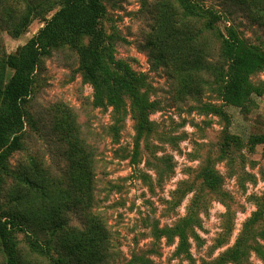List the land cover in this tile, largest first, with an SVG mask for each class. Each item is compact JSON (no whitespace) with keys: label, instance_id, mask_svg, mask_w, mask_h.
Masks as SVG:
<instances>
[{"label":"rangeland","instance_id":"1","mask_svg":"<svg viewBox=\"0 0 264 264\" xmlns=\"http://www.w3.org/2000/svg\"><path fill=\"white\" fill-rule=\"evenodd\" d=\"M99 1L114 61L140 80V92L154 106L148 116L151 132L138 137L128 99L121 112L97 104L92 86L83 79L77 49L55 47L34 72L22 148L9 159V168L20 173L35 161L50 178L63 183L69 167L64 138L69 123L92 151L93 171L90 207L82 213L81 206L69 215L70 225L81 228L92 217L104 223L108 242L101 264L213 262L238 239L244 252L241 264H264V67L248 78L260 95L250 94L238 106L223 101L221 84L210 73H202L198 93L187 96L180 92L177 76L156 65L150 55L151 42L168 26L160 22L181 13L178 1ZM58 5L59 0H0V88L12 74L4 66L6 57L37 34ZM29 7L42 16L15 36L14 25ZM49 8L53 11L46 13ZM229 25L264 52V28L239 11L226 13L218 27ZM213 39H208L209 61L225 70L219 41ZM162 41L172 44L170 39ZM79 44L85 45L86 39ZM16 183L12 177L2 179L3 210ZM187 216L195 221L198 237L189 240L191 263L174 256L175 239L157 237ZM15 236L18 251L28 255L27 237ZM39 261L47 264L46 259Z\"/></svg>","mask_w":264,"mask_h":264},{"label":"trees","instance_id":"2","mask_svg":"<svg viewBox=\"0 0 264 264\" xmlns=\"http://www.w3.org/2000/svg\"><path fill=\"white\" fill-rule=\"evenodd\" d=\"M177 1L181 13L174 19L171 16L163 19L160 23L168 26L151 42L154 63L176 75L180 92L187 96L198 93L202 73H210L221 84L223 101L229 106H238L250 94L259 96V89L252 88L248 78L264 67V52L247 44L233 25L223 30L218 25L226 13L239 11L251 23L264 28V0ZM210 1L219 5H207ZM37 10L29 7L20 17L14 25L15 36L42 16L35 15ZM51 11L53 8L46 13ZM104 15L99 0H59L58 8L49 19L43 20L37 34L6 57L4 66L12 74L0 88V184L5 177H12L17 183L8 195V208L3 210L0 204V264H39L41 258L47 264H101L106 256L108 233L99 218L92 217L81 228L70 225L69 215L81 206L84 213L90 207L93 193L92 151L72 133L71 124L65 126L69 167L63 183L50 178L35 161L22 167L20 173H13L8 165L12 155L22 148L25 106L31 95L34 72L40 59L59 46L77 49L83 79L92 86L97 104L104 103L121 112L124 98L128 99L138 137L151 132L148 116L154 106L140 92V80L126 65L114 61L102 27ZM208 35L215 38L213 43L219 41L218 53L227 62L225 70L209 61L212 49L208 47L211 38ZM82 38L86 39L85 45L79 44ZM164 39H170L172 44L166 45ZM195 224L187 216L172 228L160 230L157 237L175 239L174 256L191 263L189 240L198 239L193 231ZM17 233L27 237L28 255L18 251ZM242 253L238 239L219 260L201 264H241ZM144 264L151 262L146 260Z\"/></svg>","mask_w":264,"mask_h":264}]
</instances>
